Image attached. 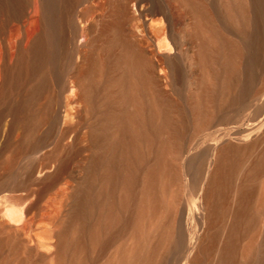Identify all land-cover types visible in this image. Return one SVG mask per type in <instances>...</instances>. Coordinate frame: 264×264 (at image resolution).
Wrapping results in <instances>:
<instances>
[{
    "label": "bare ground",
    "instance_id": "bare-ground-1",
    "mask_svg": "<svg viewBox=\"0 0 264 264\" xmlns=\"http://www.w3.org/2000/svg\"><path fill=\"white\" fill-rule=\"evenodd\" d=\"M79 1L0 0V264H264V0Z\"/></svg>",
    "mask_w": 264,
    "mask_h": 264
},
{
    "label": "rangeland",
    "instance_id": "rangeland-1",
    "mask_svg": "<svg viewBox=\"0 0 264 264\" xmlns=\"http://www.w3.org/2000/svg\"><path fill=\"white\" fill-rule=\"evenodd\" d=\"M105 3V0H80L79 3H77L74 7V12H83L85 8L92 6V12L94 14H98L102 9V5ZM96 4V5H95ZM4 122V121H3ZM2 138V136H0ZM0 150H1V143H0ZM82 155V152L78 153L76 155V159H79Z\"/></svg>",
    "mask_w": 264,
    "mask_h": 264
}]
</instances>
